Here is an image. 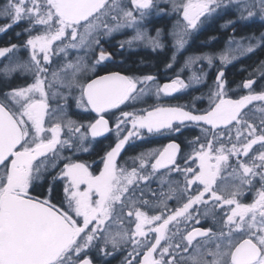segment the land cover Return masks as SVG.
Instances as JSON below:
<instances>
[{
    "label": "snow or ice",
    "instance_id": "snow-or-ice-1",
    "mask_svg": "<svg viewBox=\"0 0 264 264\" xmlns=\"http://www.w3.org/2000/svg\"><path fill=\"white\" fill-rule=\"evenodd\" d=\"M172 14L166 68L213 23L233 34L227 54L187 55L180 67L190 72L187 82L177 76L161 85L131 70L98 74L112 60L103 44L127 29L133 34L122 49L162 52L164 30L152 36L143 21ZM256 17L264 20V0H5L0 33L22 24L27 38L0 48V57L14 53L0 65V264H110L117 252L122 264H264V61L239 98L225 76L228 64L264 50V33L235 36ZM20 49L26 58L15 55ZM213 67L206 108H196L203 96L162 102L206 86ZM22 77L30 80L15 83ZM150 97L155 102L143 106ZM81 112L95 115L85 123L74 119ZM188 128L199 135L186 140L187 151L173 140L132 157L131 166L118 162L134 139ZM107 133L116 142L102 167L73 159ZM42 184L44 199L31 194Z\"/></svg>",
    "mask_w": 264,
    "mask_h": 264
},
{
    "label": "trees",
    "instance_id": "trees-1",
    "mask_svg": "<svg viewBox=\"0 0 264 264\" xmlns=\"http://www.w3.org/2000/svg\"><path fill=\"white\" fill-rule=\"evenodd\" d=\"M5 0H0V5L4 4ZM5 21L0 19V24H3ZM162 22V21H161ZM17 33H21V35H17ZM261 33H264V20H261L259 17L254 18L253 20L247 22L246 25L238 26L235 30V36H248V35H255L259 37ZM233 35L230 30H225L220 27L219 23H213L211 25H205L203 28L200 29L198 33L193 36L188 44L186 45L185 49L181 51L180 58L176 66L179 67V71L175 74L179 76V78L184 79L186 82L190 75L188 69H184V71H180V67L183 64V61L186 59L187 55L191 54H198L200 50L203 51H213V52H226V42L229 36ZM215 37V39H213ZM25 38H27V34L23 32V25H16L11 29H8L5 33L0 34V48L8 47L11 44H20L22 43ZM127 48V47H126ZM136 50L132 49L128 53H121L114 62L105 63L103 67L100 68V73L106 72L108 70L111 71H124L134 72L137 75L140 74H153L158 76L160 80L166 81V79L171 75L174 76L175 74H167V69L165 67V63L167 61L166 55L155 56L152 52L146 51L143 53L138 54H130ZM168 52H163L166 54ZM145 54V55H143ZM259 61H264V50L257 49L255 53L246 55L240 59L233 61L232 63L228 64L225 68V76L228 80L229 86L231 91L229 95L232 98H239L242 94H246L248 90L243 89L240 85L244 80H246L249 76V73L253 71V68L258 64ZM7 63V60H1L0 65H4ZM217 66H219V61L216 62ZM175 66V68H176ZM211 73L209 74L207 85L200 86L198 91L196 92L198 96H203V102L196 101V107L198 109H203L208 106V99H207V92L209 89L207 86L212 85V81L215 76L216 67H213ZM30 80L28 77H22L15 81L17 84H24L26 81ZM209 81V83H208ZM260 84L259 78H257V85ZM257 85H253L254 88L259 91L260 89L257 88ZM264 87V85H261ZM190 92V90H187ZM193 90L191 91L192 94ZM194 96V94H193ZM184 97V96H183ZM180 97L179 99H168L162 98V102H166L172 105H186L192 99L191 95H187V99ZM148 100V104L143 106H150L152 103L155 102L156 98L150 97L146 98ZM198 102V103H197ZM205 102V103H204ZM201 103V104H200ZM259 103V102H256ZM74 112H78L79 110L73 109ZM118 111V110H115ZM93 116V114L83 113L81 112L80 115H75L74 119L79 121H84L85 123ZM115 119V118H113ZM199 135V130L196 128H188L185 129L184 134L180 136H168V135H149L146 136L144 139L141 140H134L133 142L126 145L124 150L121 153L119 163L124 165L126 163L127 166L132 165V157L137 156L141 152L150 151L154 149H162L169 141H177L181 143L182 150L187 151L188 146L186 144L187 139H191L194 136ZM114 146V142L107 141V144L104 142L93 144L91 149L87 153V157L82 160L87 164H98L100 163V157L105 154L110 147ZM155 186V185H154ZM36 191V192H35ZM35 195L38 198L44 199L48 196V190L46 185H41L35 189ZM253 193V192H252ZM54 202H59L62 198V189L57 186L53 191ZM169 204L172 207L177 206L176 201H169ZM124 253L117 252V254L110 259V264H116L115 257H121Z\"/></svg>",
    "mask_w": 264,
    "mask_h": 264
},
{
    "label": "flooded vegetation",
    "instance_id": "flooded-vegetation-1",
    "mask_svg": "<svg viewBox=\"0 0 264 264\" xmlns=\"http://www.w3.org/2000/svg\"><path fill=\"white\" fill-rule=\"evenodd\" d=\"M176 20H177V17L174 14L168 15V16H165V17H161L159 15H152V16L148 17L146 20L143 21V24L146 26L147 31L149 32L150 35L155 36L156 29H163L164 30L163 41H164L166 46H165V48H164V50L162 52H153V51H151V49L148 46H140V47L136 48V50L134 52H131L130 54H138V53H143V52H146V51L150 50L152 52V54H154L155 56L166 55L167 56V61H169L170 57L172 55V52L174 51V49L172 48L173 37L171 35V32H172L173 28L176 26ZM125 32L127 33V36L118 34V35H115L110 40H108L107 43L103 44L104 49L106 51L112 53V60L110 62H114V60L117 58V56H119L121 53H128V52L131 51L128 48H126L127 45H125V47L123 49L119 46V42L120 41H122V40H124L126 38H129L133 34L131 29H127V30H125ZM163 52H168V53L163 54ZM143 55H145V54H143ZM180 57L181 56L179 54L177 56L176 63L173 65V67L167 69V74H175L177 71H179V67L176 66V65H177ZM110 62H108V63H110ZM105 63H107V62H105ZM175 66H176V68H175ZM101 67H103V65H100L98 67V70H97L98 74H100V75L106 74V72H103V73L99 72ZM211 72H212V70H209L208 73H211ZM156 77H157V81L156 82L161 84V85L163 83L170 82L171 80L177 78L176 74L174 76L170 75L166 79V81L160 80L158 76H156ZM208 77H209V74H208ZM208 77H207V80H208ZM208 83H209V81H208ZM209 87H210V85L207 86L208 89H209ZM189 90H190V92L193 90L191 96H193V94H194V96H198L197 93H196L198 90H195V89H189ZM207 94H208V92H207ZM187 95H188L187 90H182L181 92L176 93L175 97H179L180 98V97L184 96L183 98L187 99ZM166 98L171 99V100L175 99L174 97H166ZM198 101H200V100H198ZM201 102H203V100ZM93 115H95V114H93ZM147 136H149V135H147ZM154 136H158V135H154ZM139 140H141V139H138V141ZM107 141L114 142V144H115L116 138L114 137V134L108 133L104 137H99V138H97L95 141H93L91 143H92V145L93 144L95 145L97 143L99 144L101 142H104V144H107ZM131 142H133V141H131ZM131 142H129V143H131ZM169 142H171V141H169ZM90 150H92V149H89V151ZM88 152H86V153L85 152H81L76 157H73V159H77V160L83 162L82 160H84L87 157V153ZM120 156H121V154H120ZM119 160H120V157L118 158V162H119ZM90 165L92 166L93 170H96L97 166L100 165V163H98V164L94 163V164H90ZM100 166L102 167V165H100ZM31 194L33 195V192ZM253 196H254V193L249 192L246 196L243 197V199H244L245 202H251ZM124 257H125V254L121 255V257H115L114 260L117 259L116 264H122V261L124 260Z\"/></svg>",
    "mask_w": 264,
    "mask_h": 264
},
{
    "label": "rangeland",
    "instance_id": "rangeland-1",
    "mask_svg": "<svg viewBox=\"0 0 264 264\" xmlns=\"http://www.w3.org/2000/svg\"><path fill=\"white\" fill-rule=\"evenodd\" d=\"M0 34H2V33H0ZM25 40H26V38H25ZM57 43H59V42H57ZM25 53H26V50L25 49H20L18 51H15V55H18V56H25ZM13 55H14V53H7L4 57H0V61L1 60H7V62H8V58L11 57V56H13ZM60 55H62V54H60ZM25 58H26V56H25ZM56 58H57L56 56H53V62L56 61ZM129 127H130V125H129ZM135 140H138V139H135ZM91 146H92V143L89 145V149H91Z\"/></svg>",
    "mask_w": 264,
    "mask_h": 264
},
{
    "label": "water",
    "instance_id": "water-1",
    "mask_svg": "<svg viewBox=\"0 0 264 264\" xmlns=\"http://www.w3.org/2000/svg\"><path fill=\"white\" fill-rule=\"evenodd\" d=\"M107 134H108V133H107ZM107 134H106V135H107Z\"/></svg>",
    "mask_w": 264,
    "mask_h": 264
}]
</instances>
